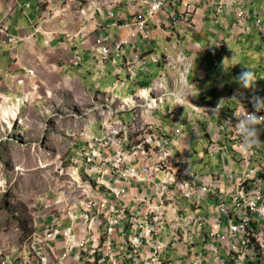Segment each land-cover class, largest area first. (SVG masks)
I'll return each mask as SVG.
<instances>
[{"label":"built area","instance_id":"obj_1","mask_svg":"<svg viewBox=\"0 0 264 264\" xmlns=\"http://www.w3.org/2000/svg\"><path fill=\"white\" fill-rule=\"evenodd\" d=\"M64 1L65 12L70 7L67 2L75 0ZM260 2L107 0V17L114 18L112 25L124 34L113 37L110 26L102 23L90 46L98 67L112 61L119 69L112 91L95 87L102 104L96 102L91 108L106 107L100 114L103 135L98 137L89 125L83 127L84 147L68 160L69 181L51 200L32 204L37 215L26 238L15 245L0 244V264H264V151L258 152L259 147L241 151L234 116L254 111L252 96L235 93L237 106L226 115L224 127H217L225 138L222 144L212 138L205 152L194 153L199 158L219 156L218 172L200 175L190 164L191 152H186L184 134L176 127L181 107H189L196 117L210 109L191 100L206 76L204 69L191 82L188 73L197 53H213L212 47L197 44L182 50L178 35L182 30H198L205 14L213 12L215 23L234 14L233 40L244 41L240 34L253 29L264 37L259 18L264 1ZM120 3L126 12L111 9ZM97 6L91 1L82 5L80 13L86 15ZM158 34L164 38L160 51L150 43L145 51L137 47L138 41L157 39ZM87 35L86 23L66 33L70 40ZM5 36L7 44L18 41L9 33ZM224 45V40L214 42L216 49ZM82 59L80 50L74 49L72 64L79 67ZM150 63L159 68L150 86H140L126 97L115 91L127 87L122 70L127 69L128 77L136 76L133 67L154 74ZM24 82L20 78L17 84ZM165 102L172 108L164 114L175 127L171 120L165 125L155 118ZM128 111L133 112L129 119L123 117ZM191 118L193 136L198 138L200 125ZM225 140L231 144L230 152ZM60 166L63 174V163Z\"/></svg>","mask_w":264,"mask_h":264},{"label":"rangeland","instance_id":"obj_2","mask_svg":"<svg viewBox=\"0 0 264 264\" xmlns=\"http://www.w3.org/2000/svg\"><path fill=\"white\" fill-rule=\"evenodd\" d=\"M207 15L208 18L204 20L206 26L202 32H194L199 35L197 40L204 45L206 43L203 42L202 37L206 38V41H211L217 31L214 24L220 25V21L215 23L213 12ZM231 15L234 19V14ZM259 18L264 24V17ZM240 35L245 41L244 52L241 55L233 54L232 61L228 59V62L221 61L223 52L216 53L214 59L218 61L213 62L211 56L194 57L193 66L188 73V82L198 79L201 68L208 75L212 72L213 76H220L219 82L215 85L211 84L208 78L205 82L203 80L200 82L203 84L199 89L210 87L211 91L206 94L196 93L194 95L196 101L206 95V97H217V101L220 102L227 97L229 85L233 86L232 90L239 89L246 96H259L257 90L264 88V39L261 40V35L255 29ZM162 42L164 43V38L161 37L148 41L140 40L137 42V47L145 50L150 43L157 48L156 50H160V47L163 48ZM188 43L187 39L183 40L180 43L181 48L185 49ZM35 47L37 48L36 45H31L27 49L29 51H26L24 64L27 72L22 70L21 73H17L18 75L14 74V77H11L13 74L9 72L5 76L11 81L3 85L6 80L2 78V84L0 83V244L15 245L19 244L22 238H26L23 237L26 236V229L28 230L29 224L37 215L36 211L31 209L32 204L42 198L51 200L56 196L59 188L65 186V181H69V174L72 171L69 170L68 160L73 153L79 152L81 147H84L85 141L80 133L83 127L89 125L98 137L103 135L99 131L103 120L100 114L106 107L91 108L96 102L102 104L97 98L98 90L95 87L99 84L103 91H112L114 84L118 82L116 73L119 69L112 61H107L98 67L96 62L87 57L81 62L83 74L78 75L77 69L74 70L70 66L69 76L64 72L61 62L52 57L54 56L52 53H49L52 55L47 54L49 50L46 52L45 49H41L40 52ZM83 52L82 49V55L85 54ZM44 54L48 57L46 58ZM149 66L154 69V74L133 67L132 71L136 72V76L128 77L127 69L122 70L121 77L127 78V87L117 88L115 91L120 96L126 97L133 94L140 86H150L156 79L158 67L154 63H150ZM247 69L253 72L256 79L252 89L242 88L237 79L240 73ZM100 70L101 72L105 70L104 75L94 77ZM20 78L25 80L23 85L17 84ZM219 85H222L223 89L219 90ZM233 105L234 98L229 101L223 100L218 115L198 119L201 130L208 125L213 126L212 132L217 124L220 128L224 127L227 108ZM4 108L16 112V115H12L11 122L4 117ZM158 108L155 118L160 119L165 125L171 120L170 126L175 127L173 119L164 114V110L172 108L170 103H162ZM189 112H191L189 107H181L179 111L182 115L181 120L186 121ZM209 112L216 114L212 108L206 113ZM132 113L128 111L123 117L129 119ZM260 138L264 141V131ZM202 142H206L204 137ZM260 147L264 148V144ZM198 150L202 151L201 148ZM189 159L190 164L200 175L218 172L222 167L219 156L204 155L203 158H199L192 151ZM61 163H63V174H61ZM211 203L209 200V204Z\"/></svg>","mask_w":264,"mask_h":264},{"label":"crops","instance_id":"obj_3","mask_svg":"<svg viewBox=\"0 0 264 264\" xmlns=\"http://www.w3.org/2000/svg\"><path fill=\"white\" fill-rule=\"evenodd\" d=\"M91 1L96 2L98 6L94 7V9L92 10L86 11V15L81 14L80 8L82 7V5H87ZM259 1H261L260 2L261 5L262 1L264 0H259ZM64 4H65L64 0H0V29H3V31H0V83L1 84H2V78H5L6 80V82H4L3 85H6L7 81H11L9 80L10 79L9 77L5 76L9 72L13 74L11 77H14L15 76L14 74L18 75L17 73H21V71L24 70L25 68L24 63L26 62V51L27 52L29 51L27 49H29L31 45H36L37 48L35 47V49H38V51L40 52L41 49H45V51L49 50V52L46 51L48 52L47 54L52 53L54 55L52 57H55L59 62H61V66L64 68V72L67 75H69L68 70L70 66H72L74 70L77 69V74L81 75L84 72L81 63L79 67H76L71 62L74 49H78L80 50V52L82 49L84 50L83 53L85 54L82 55L83 56L82 60H84L85 58L87 59L88 57L91 58L93 62H95L90 51V46L93 43L96 34H98V32L101 31L102 23L110 26V34L113 37H116L119 34L121 35L124 34L123 31L119 32L112 25L114 18L107 17V13L109 11L107 0H75L72 2H67L66 5H70V7L66 8L65 12L62 11L61 8L62 6H64ZM261 8L263 9V13H261L260 17L262 16L264 17V7L261 5ZM111 9L116 13L126 12L122 3H120L119 5H113ZM53 12L56 13V16L53 15ZM102 13H104L105 15L104 18L102 16ZM207 14L209 13L205 14V18H208ZM205 18L199 23L198 30H191V29L182 30V32L178 35L180 48H181L180 43L186 39L189 42L188 45H185L186 48L196 44L203 49L207 47H212L213 53L211 54H202V53L196 54V55H201L203 57L211 56L212 62L217 60L214 59L216 53L223 52L220 58L221 61L224 62L232 61V59L234 58L233 54L236 53L239 55H241V53L243 54L245 41H241L240 39L233 40L234 38L231 37L232 35L231 30H235V27H234L233 16L230 13L228 15L226 14L224 17L219 18L220 24H222L223 26L214 24V26H216L217 28V31H215V36L211 41H206L207 39L202 37L203 42L205 41L206 45L199 42L197 40V37L199 35L195 33L202 32V30L206 26V24L204 23ZM221 21H224L225 23H222ZM84 23L88 25V35L86 37L78 36L75 40H70L66 37V33L77 31L79 27ZM8 33L17 38L18 41L15 44H7L5 42L6 41L5 35ZM158 37L161 36L158 34L156 38ZM263 39L264 38L261 37L262 41ZM217 40L225 41V45L223 48L221 49L215 48L214 42ZM130 50L131 47L128 49L127 52H129ZM145 50H147V48ZM47 54H44L46 58L48 57ZM188 55L191 56L189 52ZM118 63H122L121 60H119ZM225 69L226 68H224V70ZM206 78L210 80L211 84L215 85L216 82H219L218 80L220 79V76H213L212 72H210V75L206 74V76L203 78V82H205ZM200 82H198L196 88L194 89L195 91L193 90L191 100L200 105H205L208 108L215 109L219 103L217 101L218 100L217 97L216 98L206 97V95H203L200 100L198 101L195 100L194 95L196 93L206 94L209 91H211L210 87L199 89L200 85L203 84V83L200 84ZM90 88L92 89V87ZM232 88L233 86L229 85V87L227 88L229 89L227 90V97L223 100L229 101L231 100V98L234 97L233 95L235 93L242 92L239 89L232 90ZM218 89L219 90L223 89L222 85H219ZM257 93L259 94L260 98L264 99V88L261 87L259 90H257ZM237 99L234 98V105L232 107L227 108L225 116L233 108H235V106H237L238 104ZM219 110L216 112V114L209 112L206 113L205 115L200 114L197 117L194 114H192V112H189L186 121L181 120V118L179 119L180 123L181 122L182 123L180 125H178L179 124L178 123L176 126L184 134L182 143L187 148L186 152H192V151L194 153L205 152L204 147L207 143H209L210 139L212 138L217 139L218 142L222 144V141L225 138L223 137V132H221L219 128H217L219 126L218 124L217 126H215V130L213 132L211 131L213 129L212 125H208V127H205L202 130L201 128H199L198 138H195L193 136L191 122H189V115L192 116L191 118L192 122H196V121L198 122V119H202V117L204 116L211 117L214 115L215 116L218 115ZM202 137L205 138L206 142H202ZM224 144L227 145L228 152H230L231 150L230 142L228 140H225ZM199 148H201L202 151H199L198 150ZM259 148L260 150L258 152H261V149L264 151V148L261 147Z\"/></svg>","mask_w":264,"mask_h":264},{"label":"clouds","instance_id":"obj_4","mask_svg":"<svg viewBox=\"0 0 264 264\" xmlns=\"http://www.w3.org/2000/svg\"><path fill=\"white\" fill-rule=\"evenodd\" d=\"M238 81L242 88L252 89L255 85L256 79L253 72L249 69L244 70L238 76ZM240 97H243L245 94L243 92H238ZM235 99L237 97L234 95ZM223 99L220 100L215 109H212L213 112H217L221 107ZM241 103V102H240ZM250 103L254 111H247L241 117H237L234 113L237 123L235 124L236 132L241 137V143L239 145L241 151L247 153L250 152L253 148H258L261 144H264V141L261 140V127L264 126V115H259L258 113L264 111V99L259 96L253 95L250 99ZM244 104L241 103V106ZM231 124V120H229Z\"/></svg>","mask_w":264,"mask_h":264},{"label":"bare ground","instance_id":"obj_5","mask_svg":"<svg viewBox=\"0 0 264 264\" xmlns=\"http://www.w3.org/2000/svg\"><path fill=\"white\" fill-rule=\"evenodd\" d=\"M14 114L16 115V112L14 110L10 108H4V117L8 120V122H11V119L13 118L12 115Z\"/></svg>","mask_w":264,"mask_h":264},{"label":"trees","instance_id":"obj_6","mask_svg":"<svg viewBox=\"0 0 264 264\" xmlns=\"http://www.w3.org/2000/svg\"><path fill=\"white\" fill-rule=\"evenodd\" d=\"M26 226H27V222H26ZM28 230L26 229V232H27ZM26 235V234H25ZM23 237H26V236H23Z\"/></svg>","mask_w":264,"mask_h":264}]
</instances>
